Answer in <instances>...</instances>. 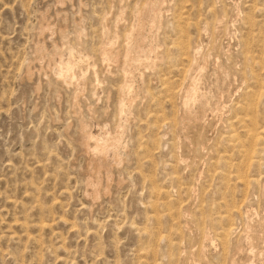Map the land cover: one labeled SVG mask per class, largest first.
I'll list each match as a JSON object with an SVG mask.
<instances>
[{
  "label": "rangeland",
  "instance_id": "374dc122",
  "mask_svg": "<svg viewBox=\"0 0 264 264\" xmlns=\"http://www.w3.org/2000/svg\"><path fill=\"white\" fill-rule=\"evenodd\" d=\"M0 264H264V0H0Z\"/></svg>",
  "mask_w": 264,
  "mask_h": 264
},
{
  "label": "bare ground",
  "instance_id": "6f19581e",
  "mask_svg": "<svg viewBox=\"0 0 264 264\" xmlns=\"http://www.w3.org/2000/svg\"><path fill=\"white\" fill-rule=\"evenodd\" d=\"M160 2V1H159ZM158 2V3H159ZM154 5V4H153ZM159 5V4H158ZM156 7V6H155ZM159 7V6H158ZM155 10H156V8H155ZM149 11V10H148ZM141 12H143V11H141ZM140 13V12H139ZM139 16V15H138ZM137 23H138V20H137ZM152 24H154L153 23V19H149V16H148V14H147V12H145V13H142L140 16H139V24L137 25L138 26V28H137V34L138 35H140L148 26H150V25H152ZM153 26V25H152ZM145 32V31H144ZM143 32V33H144ZM142 33V34H143ZM132 37H134V36H132ZM141 43V42H140ZM114 44V43H113ZM112 44V45H113ZM142 44V43H141ZM137 45H139V44H137ZM141 46V45H140ZM149 47H151V46H149ZM113 46H109V47H107L106 48V55L108 56V55H111L112 53H113ZM137 51V50H136ZM152 52V51H151ZM132 53V52H131ZM131 53H129V60H130V58L131 59H133L134 57H133V55L131 54ZM128 56V55H127ZM116 58V57H115ZM136 58V57H135ZM111 61V60H110ZM109 61V62H110ZM66 64V63H65ZM74 64V63H73ZM75 65V64H74ZM77 65V64H76ZM130 65V64H129ZM73 70H74V66L71 64V63H67L66 65H65V68L64 69H61V71H60V73H59V76L60 77H62V78H65V81L66 82H71L70 80H71V78H73ZM122 91V90H121ZM129 92V91H128ZM122 93H123V91H122ZM124 94V93H123ZM126 95V94H125ZM124 95V96H125ZM123 96V95H122ZM131 97H132V95H131ZM194 98V97H193ZM127 100H129V99H127ZM131 100V99H130ZM132 101V100H131ZM130 102V101H129ZM131 103V102H130ZM128 105V102H125L124 101V103H123V107H122V109L123 108H125L126 106ZM128 107V106H127ZM122 111V110H121ZM123 111H125V110H123ZM125 113V112H124ZM92 134V133H91ZM90 137L93 139V141H94V145H95V148H94V151H95V153L96 154H103L106 150H108V149H113V150H117L118 149V147L120 146L119 145V137H118V135L116 136V135H114V136H110L109 138H106V139H98V137H93V135L91 136L90 135ZM95 193L94 194H97V192L96 191H94ZM226 230V229H225ZM227 234V233H226Z\"/></svg>",
  "mask_w": 264,
  "mask_h": 264
}]
</instances>
